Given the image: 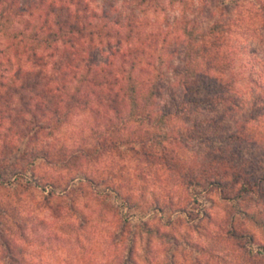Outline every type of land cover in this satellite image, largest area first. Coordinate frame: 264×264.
I'll list each match as a JSON object with an SVG mask.
<instances>
[{
    "label": "trees",
    "instance_id": "1",
    "mask_svg": "<svg viewBox=\"0 0 264 264\" xmlns=\"http://www.w3.org/2000/svg\"><path fill=\"white\" fill-rule=\"evenodd\" d=\"M199 1L203 9L214 8L213 17L217 12L221 16L213 19L207 29L193 18L177 26L183 47L174 73L182 89L181 101L174 97L171 109L164 106L158 110L163 57L158 53L160 66L154 77L142 78L137 71L146 56L139 46L151 35L146 34L145 19L148 13L162 9L161 0H135L136 8L130 11L115 5L99 11L92 9L91 0H35L30 5L23 0H0V42L10 44L6 49L0 48V102L15 99L24 109L13 116L9 129L19 124L24 127H17L12 140L1 144L4 150L19 138L21 155L27 154V148L41 131L46 139L53 138L75 113L92 109L87 93H95L101 96L102 101L98 102H104L113 114L109 119L111 129L117 131L115 120L136 126L119 145L126 147L139 164L144 162L174 178L178 176V184L186 188L193 203H214L209 192L216 190L224 204L226 220L219 225L207 209H201L199 219L217 225L224 236L215 239L205 231L210 245L198 247L188 239V231H178L189 214L178 207L174 198L162 204L156 199L145 206L133 200L132 195L124 196L117 187L99 183L94 194L102 214L113 213L118 219L109 236L114 251L104 264H138L141 241L150 264H179L178 254L185 255L186 249L198 254L195 264H204L200 256H209L221 264L227 262L231 252L238 253L242 264H250V259L252 264H264V243L246 227L253 225L264 236L262 214L247 208L254 200L264 204V141L251 136L254 130L249 123L235 129L225 125L227 111L222 110L229 100L221 50L223 35L230 30L226 12L238 3ZM171 2L188 5V0ZM94 22L97 25L93 26ZM113 43L116 49L111 50V56L117 58V66L111 62L100 65L93 51L104 44L112 48ZM3 91L6 97L2 96ZM194 115L198 117L193 118ZM173 119L183 121L186 128H170ZM184 149L197 153L196 162L191 164L183 158L180 150ZM20 158L15 161L21 163ZM47 158L35 156L16 171L0 170V190L5 189L10 195L8 202L0 201V264H32L28 263L25 247L37 221L25 213V195L31 194L32 189L45 193L49 188L44 198L47 206L56 198L69 197L66 189L59 191L54 183L37 175L36 165ZM87 179L80 175L75 180ZM70 210L85 221L83 213L73 205ZM158 216L170 229L152 223ZM201 223L193 227L201 228ZM51 237L49 244L53 246ZM154 240L164 247L160 261L159 257L149 258Z\"/></svg>",
    "mask_w": 264,
    "mask_h": 264
},
{
    "label": "rangeland",
    "instance_id": "2",
    "mask_svg": "<svg viewBox=\"0 0 264 264\" xmlns=\"http://www.w3.org/2000/svg\"><path fill=\"white\" fill-rule=\"evenodd\" d=\"M32 1L35 0H23L27 5H30ZM91 1L92 9H99V11L108 10L113 5L123 11L136 8L135 0ZM208 1L212 3L215 0ZM237 3L238 5L231 6L226 12L230 30L223 35L224 46L221 48L224 51L222 56L225 64L223 79L229 83V100L222 108L223 111H227L224 124L235 129L237 125L249 123L254 130L251 136L264 141V0H237ZM161 6L162 9L158 13L150 12L145 19L146 34L151 35L149 40L139 46L145 50L146 56L137 71L142 78L154 77L156 67L160 66L158 53L163 57L165 63L162 64L160 71L161 98L158 100V110L164 106L171 109L174 97L177 101H181L182 89L174 73L183 47L182 40L179 39L181 32L177 31L179 25L193 18L202 26V29H207L213 19L221 16L217 12L213 17L211 12L214 13V8L210 6L209 9H203L199 0H188V5L180 2L172 3L171 0H161ZM93 24L95 26L97 22ZM167 35L168 37L165 38ZM8 45H10L8 42H0L1 49L8 48ZM113 49H116L115 43L112 44V48L106 44L96 46L93 53L100 65L106 66L108 62H111L114 67L117 66V58L111 56ZM149 63L152 66L148 65ZM114 67L111 66V69ZM6 94L2 92L3 97H6ZM87 94H89L87 98L91 100L89 105L91 110L75 113L51 139H46L45 132L41 131L38 139L31 142L27 148L28 153L22 155L21 145H18L22 139L15 138L5 150L1 144L4 145L5 142L9 143L12 140L17 127H24L19 124L14 129H9L14 119L13 116L24 109L15 99L0 102V170L14 169L16 171L31 158L47 155L46 161L41 159L36 165L37 175L44 176L46 182L54 183L59 191L66 189L69 196L68 198L64 196L61 199L56 198L48 206L44 198L49 193V188L45 193L32 189L31 194L23 197L25 213L37 221L34 232H29L30 242H27L25 247L28 248V263L104 264L110 258L114 250L110 245L109 236L114 231L118 219L113 213L102 214L104 211L97 204L94 194V187L99 183L117 187L121 193L125 194L124 196L132 195L133 200L145 206L152 204L156 199L162 204L174 198L178 207L186 209V213L189 214L183 218L185 224L178 227V231L181 233L188 231L190 235L188 239L198 247L208 248L210 245L211 239L206 236L205 231L210 232L215 239L224 236L223 230L217 226L226 220L224 204L218 192L216 190L209 192V197L212 202L214 200V203H193V198L189 196L186 188L178 184V176L174 178L173 174L171 176L168 172L158 171L144 162L139 164L133 154L126 150V147L119 145L136 129V126L124 125L115 120L117 131H114L109 127L111 126L109 119L113 114L104 102H98L101 96L95 93ZM259 107L262 109L258 111ZM196 117L198 116H193V118ZM185 125L187 124L183 121L173 119L169 126L184 129ZM180 153L191 164L197 160L196 152L184 149L180 150ZM23 155H25L24 161L21 160ZM16 157H21L22 162H16ZM80 175L88 178L87 181L75 180ZM9 197V191L0 190V201L8 202ZM12 197L11 199L16 201V198ZM178 197H181L180 201H177ZM187 201L190 202L187 203ZM256 202L254 200L248 203L247 208L251 207L254 212L259 215L261 213V217L264 218V204ZM70 205L83 213L85 221L78 216L77 212L70 210ZM204 208L212 215L217 225L208 224L204 218L199 219L201 209ZM199 222H202L201 228L193 227ZM152 223L163 229H170L165 226L159 216ZM246 227L255 233L260 243H264V236L259 229L253 225ZM50 237L53 239L50 242L51 245H57L55 248L49 244L48 238ZM17 240L25 246L22 240L19 238ZM143 244L144 241L139 242L138 264H150L151 260L148 261L144 255ZM152 246L154 250L149 258L156 260V257H159V261L162 260L163 245L154 240ZM192 250L186 249L185 255L178 254L179 264H195L194 258L198 254ZM200 259L204 264L208 261L210 264H218L209 256H200ZM226 261L221 264H242L236 252H231ZM249 262L252 264L253 260L250 259ZM157 263L155 261L153 264Z\"/></svg>",
    "mask_w": 264,
    "mask_h": 264
}]
</instances>
